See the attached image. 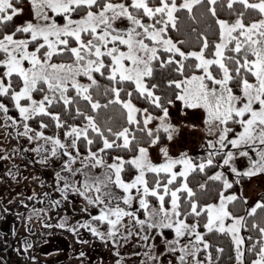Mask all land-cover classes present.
<instances>
[{"label":"snow or ice","instance_id":"snow-or-ice-1","mask_svg":"<svg viewBox=\"0 0 264 264\" xmlns=\"http://www.w3.org/2000/svg\"><path fill=\"white\" fill-rule=\"evenodd\" d=\"M202 3L0 0V113L5 131L35 142L41 163L62 161L60 192L81 196L85 212L98 210L73 232L89 228L118 256L121 241L135 234L148 249L141 264H214L206 233H220L230 238L235 264H264V196L249 203L242 189L232 190L264 176V0H219V9L218 0H206L208 22L192 29L198 43L185 48L170 33L179 32L181 13L199 24L194 6ZM26 7L29 17L17 23ZM97 74L107 81L102 93ZM177 105L200 122L174 123ZM109 106H118L117 124L99 119ZM182 127L202 132L198 151H172ZM237 204L243 214L232 210ZM222 252L216 246L217 261Z\"/></svg>","mask_w":264,"mask_h":264},{"label":"rangeland","instance_id":"rangeland-1","mask_svg":"<svg viewBox=\"0 0 264 264\" xmlns=\"http://www.w3.org/2000/svg\"><path fill=\"white\" fill-rule=\"evenodd\" d=\"M26 3L27 0L22 4ZM205 3L206 0L201 5L194 6V14L200 20L199 24L187 18L186 12L181 13L182 19L179 25V32L172 30L170 33L175 39L184 40L186 42L185 48L193 47L198 43L197 32L192 31V29L203 30L205 23L208 22ZM220 11L222 15H227L226 7ZM202 12H205L203 17L200 15ZM28 17L29 10L26 7L25 12L18 15L16 22L21 23ZM122 26H126V21ZM97 78L102 83H107L104 78L99 77V74H97ZM100 98L104 99L103 96ZM107 110L103 108L100 110L99 119L106 116ZM108 112L109 115L115 114L112 123L117 124L119 122L118 114L115 112L111 114L109 110ZM170 113L173 122L177 124H181L185 120L189 123L200 122L198 113H194L193 110H188L187 115H182L179 105L172 108ZM17 118H19L18 112ZM33 126L38 127V122L33 121ZM53 130L55 129L50 128L47 131L51 134ZM20 131L22 132L23 129L21 128ZM201 137L202 132L199 129L193 130L188 127H182L176 139L172 142V151L176 152L182 148H188L190 151L196 152L199 150L198 145ZM34 147L35 142L29 141L27 137L23 136L17 138L15 131L10 126L5 131L4 120L2 113H0V233H4V236H0V264H61L63 259H68L67 264H79V259H85V257H71L77 251L72 242H75L76 239L71 229L67 230V237L58 242L53 241L54 238L50 234L45 236L48 232L45 231L47 227L56 230L60 229L58 224L61 222H56L58 218L61 219L68 216L64 219V222H68L69 225L72 222V215L85 214L83 207L86 202L75 192H69L65 196L64 193L59 191L55 173L62 168V161L58 157H52L47 163H41L38 154L33 151ZM5 151L8 152L7 158L3 155ZM153 152H155V149H153ZM238 164L241 167L246 166V158H238ZM64 175L71 174L65 171L61 173L62 177ZM76 178L82 179L80 174H77ZM251 179L250 192L255 191L257 188H264V176L257 175ZM41 181H45V183H41ZM60 183H63V179H60ZM242 186L243 184L234 185L233 191H239ZM33 193H36V196H33ZM38 197H43V199ZM21 200H24L25 203L22 204ZM53 200H60L61 203L52 207L51 202ZM137 206L138 204H134V207ZM32 209H47V211L41 212L37 216L32 213ZM94 210L95 212L98 211L97 209ZM33 226L34 231L30 232ZM168 231L166 230V232ZM217 237L214 234L208 235V239L213 245H215V242L219 243L222 241L226 244L230 239L227 240L224 237L220 241L217 240ZM132 238L138 237L133 234ZM24 240L32 243V247L28 248L27 251L23 248ZM48 243L49 245H47ZM136 245L137 241L134 242V246ZM213 245L210 250L213 252L212 259L214 264H235V252L232 244V251L225 248L220 253L218 261L216 249L213 248ZM53 247L54 249H52ZM161 249L163 250V245H161ZM142 253L141 251L138 257H142ZM33 256L36 258L35 260L32 259ZM130 257L135 258L133 255H130ZM168 258L171 257H165V259ZM201 258L204 259L202 254ZM118 259H123L124 264H141V260L139 261L137 258L126 261L127 257L118 256Z\"/></svg>","mask_w":264,"mask_h":264},{"label":"crops","instance_id":"crops-1","mask_svg":"<svg viewBox=\"0 0 264 264\" xmlns=\"http://www.w3.org/2000/svg\"><path fill=\"white\" fill-rule=\"evenodd\" d=\"M251 180H252L251 178L245 177L242 183L243 186L239 189V191L242 189L243 194L249 197V203L254 202L255 199H258L259 194L262 191H264V188H257L255 191L250 192L249 187L251 185ZM88 208H89V212L93 214L95 213V210H94L95 208L93 206H88ZM89 212H86L85 214H82V215L80 214L72 215V222L69 224L70 227H60L59 225L61 223L58 224V227H60V229L58 230L53 229V228L50 229L49 227H47L45 232L47 231L48 232L46 233L45 236L50 234V236L54 238L53 241H57V242L61 241L62 239L67 237V234H66L67 230H70L71 226H75L77 221H80L82 225L83 220L88 219ZM62 218L66 219L65 217H62ZM57 221L62 222L60 218L56 219V222ZM66 223L68 224V222ZM33 231H34V226L31 228L30 232H33ZM73 233H74L73 236L76 239V241L75 242L72 241V242L75 245V249L77 251L76 253L72 255L70 254V255L71 257H80V258H83V256L85 257V259H79L80 260V262H78L79 264H115V262L119 260L118 255L116 254L115 251H113V245L111 244V242L102 241L99 238L94 237V235L89 231V228L80 226V227H77L76 232H73ZM208 235L209 234L206 233L207 238H208ZM214 235L218 236L217 240H220V241L224 237L227 238V240L229 239V237L223 234H220V233H214ZM0 236H4V233H0ZM135 240L136 241L139 240V237L134 238V239L132 238L130 240L131 243L130 241H128L127 243H124L123 241H121V245L117 249V251L120 252V255H119L120 257H123V258L127 257L126 261L135 260V258H137L140 261L142 257H138L139 253H141V251L142 252L148 251V249L144 247V241L142 240L140 241L139 244L134 246V242H136ZM161 241L162 239L160 240V243H159V250L163 251L161 249V245H162ZM47 245H49V243ZM216 246L223 248V250L227 248V250L231 249L232 251L230 239L227 241L226 244L224 241L219 242V243L215 242V245H213V248L216 249ZM52 249H54V247ZM81 252H83L84 255L81 256L80 255ZM130 255H133L135 258H131V257L129 258ZM67 260L68 259H63L61 264H67Z\"/></svg>","mask_w":264,"mask_h":264},{"label":"trees","instance_id":"trees-1","mask_svg":"<svg viewBox=\"0 0 264 264\" xmlns=\"http://www.w3.org/2000/svg\"><path fill=\"white\" fill-rule=\"evenodd\" d=\"M24 2H26V0H19V3H20V4H22V3H24ZM225 7H226V6H225ZM218 9H219V0H218ZM161 75H167V72H166V71H165V72H162ZM104 85H105V84L101 82V85H100V91H101V92H103V87H104ZM37 96H39V94H37ZM101 101H102V103H103V99H101ZM6 102H7V101H6ZM103 109H104V108H103ZM107 109L111 112V114H112V112H115V113H117V114H118V112H119L118 106H109V108H107ZM108 110H107L106 115L108 114L107 116H113V117H115V114H114V115H109ZM10 114H11L12 116L17 117V111H15L14 109L10 111ZM105 117H106V116H105ZM105 117H102V118H101V116H100V118H101L100 121L103 122L104 119H105ZM70 122H72V121H70ZM76 122H77V123H80L79 120H77ZM54 131H55V130H53V132H54ZM81 150H82V151L84 150V149H83V146H81ZM232 190H234V187H233ZM262 196H264V191H262V192L259 194L258 199L261 198ZM209 198H211V194H210V197H209ZM232 210H233L236 214H243V212L245 211V207H244L243 204H237V205H234V206H233ZM257 215L259 216L260 213H258ZM200 230H201V231L203 230L202 225H201V229H200ZM245 234H246V232H245Z\"/></svg>","mask_w":264,"mask_h":264}]
</instances>
